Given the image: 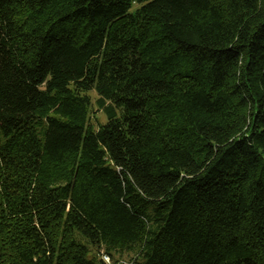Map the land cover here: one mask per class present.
<instances>
[{"label":"trees","instance_id":"obj_1","mask_svg":"<svg viewBox=\"0 0 264 264\" xmlns=\"http://www.w3.org/2000/svg\"><path fill=\"white\" fill-rule=\"evenodd\" d=\"M105 253L264 264V0H0V264Z\"/></svg>","mask_w":264,"mask_h":264},{"label":"built area","instance_id":"obj_2","mask_svg":"<svg viewBox=\"0 0 264 264\" xmlns=\"http://www.w3.org/2000/svg\"><path fill=\"white\" fill-rule=\"evenodd\" d=\"M103 259L107 264H128L127 260L121 258L114 260L109 254H103Z\"/></svg>","mask_w":264,"mask_h":264},{"label":"rangeland","instance_id":"obj_3","mask_svg":"<svg viewBox=\"0 0 264 264\" xmlns=\"http://www.w3.org/2000/svg\"><path fill=\"white\" fill-rule=\"evenodd\" d=\"M91 95H92V97H93V99L95 100L96 99V92H94V91H92L91 92ZM95 112H97L98 113V116H99V118H100V120L101 121H104V122H106V117H105V115L103 114V112H100V111H95ZM125 259V258H124ZM126 260V259H125Z\"/></svg>","mask_w":264,"mask_h":264}]
</instances>
